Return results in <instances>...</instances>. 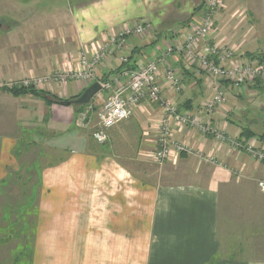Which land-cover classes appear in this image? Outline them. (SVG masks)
<instances>
[{"label": "crops", "instance_id": "crops-1", "mask_svg": "<svg viewBox=\"0 0 264 264\" xmlns=\"http://www.w3.org/2000/svg\"><path fill=\"white\" fill-rule=\"evenodd\" d=\"M34 1L0 0V82L78 70L82 49H95L139 22L151 26L142 38L130 40L127 66L109 56L91 80L39 88L63 101L77 99L95 82L124 84L119 78L124 70L144 67L184 39L204 2ZM223 21L217 17L212 43L264 60V38L251 35L248 43L236 44L235 33L233 39L223 37ZM165 59L162 69L175 68L185 84L175 98L181 113L197 115L229 141L264 154V83L223 82L227 104L207 117L212 78L183 56ZM114 90H102L77 112L79 106H49L32 94L0 89V232L14 235L18 222L25 233L27 209H34L31 264H264V193L258 186L264 164L229 142L185 128L175 129L173 143L188 151L173 149L168 160L153 166L162 115L157 104L146 101L110 129L106 144H99L93 138L97 109ZM163 97L171 99L168 88ZM21 176L38 179L19 190L31 192L25 207L12 200ZM16 251L15 257L25 255L23 248Z\"/></svg>", "mask_w": 264, "mask_h": 264}, {"label": "built area", "instance_id": "built-area-1", "mask_svg": "<svg viewBox=\"0 0 264 264\" xmlns=\"http://www.w3.org/2000/svg\"><path fill=\"white\" fill-rule=\"evenodd\" d=\"M226 6L227 0H204L199 11V18L182 41L167 46L144 67L124 70L119 78H124L125 83L119 84L117 88L116 85L119 82L115 85L111 83V80L99 82L102 90L110 92L114 88L115 90L97 114L98 128L93 134L97 143L106 144L110 129L119 122L129 119L133 114V108L143 101L157 104L162 115L161 120L158 121L160 148L154 154L158 163L168 160L173 149L179 153L188 151L182 143L174 146L175 129L195 128L204 136H214L220 142L229 141L226 134L209 121L189 112L179 111L175 98L185 90V84L175 68L167 66L165 70L162 69L167 56L178 55L183 56L186 61L189 60L190 64L212 78L213 94L205 104L204 110L207 117L215 115L219 108L227 104L228 95L223 82H229L235 86H248L256 81L264 83L263 60L244 58L237 54L234 46L212 43L213 36L217 32V16ZM150 31L149 24L139 22L133 28L109 37L95 49H82L78 70L43 79L28 78L21 82H0V89L38 88L39 90L45 86L50 87L53 83L65 85L70 79L91 80L95 78L96 67L102 64L106 57L115 56L123 66H127L130 40L133 37L142 38ZM200 44H203L201 48ZM165 88L169 89L171 99L163 97ZM229 142L233 143V140ZM259 187L264 193V181L259 184Z\"/></svg>", "mask_w": 264, "mask_h": 264}, {"label": "rangeland", "instance_id": "rangeland-1", "mask_svg": "<svg viewBox=\"0 0 264 264\" xmlns=\"http://www.w3.org/2000/svg\"><path fill=\"white\" fill-rule=\"evenodd\" d=\"M29 4L35 3L34 0H25ZM44 4V3H43ZM38 7V6H36ZM28 13V10L26 11ZM222 15L224 21L222 27H225L227 29L226 33H222L223 37H226L228 34L229 38L233 39L234 33L236 34L235 38L233 39L236 44H243L245 42H249L251 35L256 36L257 39L264 38V0H227V6L222 11L219 12V16ZM224 29V30H225ZM263 40V39H262ZM238 50V48H236ZM242 50V49H241ZM262 60V59H261ZM43 79V78H38ZM43 89V88H42ZM38 90V88L36 89ZM43 91V90H41ZM101 106L98 107L97 113L101 110ZM264 135V133H263ZM233 140V139H232ZM223 141L222 143H224ZM226 142H229L226 140ZM232 148L239 149L242 151H246L254 160L259 162L260 164H264V154L263 152L258 151L253 145H248L246 147L242 146L240 142L237 140H233V143L229 142ZM237 147V148H236ZM253 148V149H252ZM150 160H153V166H159L161 163H158L155 160L154 154L153 158ZM210 161L214 162V159H210ZM149 162V161H148ZM217 162L212 163V166H215ZM40 164L37 165L39 167ZM220 167L222 166L220 163ZM21 181H15L14 184L19 187H17L16 192L14 193V197L12 200L16 201L17 205H23L24 203L29 205V202L27 200V197H29L31 192H27L24 190V192H20L19 190L22 188V190L28 186H31L33 184L37 183V178H25L20 177ZM261 182H259L260 184ZM259 186V185H258ZM260 188V187H259ZM28 190V189H27ZM260 191L263 193V191L260 189ZM15 205V204H13ZM22 207H25L24 205ZM21 207V208H22ZM31 211V215L27 216L25 221L28 220L29 226H25L26 232L22 233V224H18L16 222V225H13L14 232L16 233L13 235H6L5 233L0 232V264H31L32 263V248H33V242H34V231H32V225L35 221L34 217V209H27ZM2 215V211L0 210V216ZM17 213L12 214V220L17 221ZM3 218H0V227H2V220ZM22 223V219H20ZM5 227V226H4ZM13 233V232H11ZM25 246V248H24ZM24 249V256L23 257H15L12 255L14 251L18 252L20 249ZM16 262V263H15Z\"/></svg>", "mask_w": 264, "mask_h": 264}, {"label": "trees", "instance_id": "trees-1", "mask_svg": "<svg viewBox=\"0 0 264 264\" xmlns=\"http://www.w3.org/2000/svg\"><path fill=\"white\" fill-rule=\"evenodd\" d=\"M247 58L249 59H256V58H259L258 55H254V54H248L246 55ZM260 59V58H259ZM264 61V60H263ZM12 92L15 94V95H24V94H32L34 96H37L39 98H42L44 99L49 106H51L52 104L54 103H62V102H65L63 100H60L58 97H56L55 95H53L52 93L50 92H47V91H41V90H36L35 88H29V89H26V88H20V89H14L12 90ZM85 106H82V107H78V110L77 112H79L82 108H84ZM80 108V109H79ZM260 140L264 141V135L260 136Z\"/></svg>", "mask_w": 264, "mask_h": 264}, {"label": "water", "instance_id": "water-1", "mask_svg": "<svg viewBox=\"0 0 264 264\" xmlns=\"http://www.w3.org/2000/svg\"><path fill=\"white\" fill-rule=\"evenodd\" d=\"M102 91V86L99 82H95L88 89H86L77 99L65 101L61 104L64 106H84L91 103V101Z\"/></svg>", "mask_w": 264, "mask_h": 264}]
</instances>
